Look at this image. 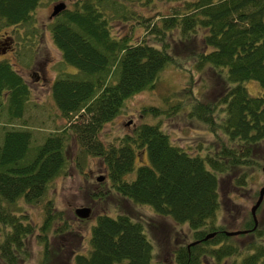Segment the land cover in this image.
<instances>
[{
	"label": "trees",
	"instance_id": "trees-1",
	"mask_svg": "<svg viewBox=\"0 0 264 264\" xmlns=\"http://www.w3.org/2000/svg\"><path fill=\"white\" fill-rule=\"evenodd\" d=\"M121 1L74 0L71 8L65 7L50 23L51 40L63 62L77 70L59 75L50 84L57 110L63 117L77 116L68 129L86 153L102 159L118 195L148 205L154 214L176 224H187L192 241L198 242L189 246L175 243L173 264H264V218L251 231L252 219L244 214L238 229L248 231L235 236L225 235L222 224L214 222L219 207L215 172L234 169L240 172L235 182L243 185L246 173L241 168L258 165L253 156L264 149V0ZM154 1L178 5L146 25L144 36L136 43L111 33L112 22L126 18V4L150 7ZM40 2L0 0V27L28 22ZM144 20L143 16L136 18L142 26ZM182 53L191 59L195 71L209 68L226 85L211 102L194 98L189 111L209 125L218 141L217 150L203 155L187 152L173 145L158 125L146 123L134 127L117 144H103L98 137L102 125L117 115L126 98L150 87L166 64L177 67ZM246 80L257 81L260 94L249 95L241 84ZM28 95L19 72L0 60V112L4 109L7 119L20 118ZM217 105L223 110L219 120ZM64 133H50L31 149L30 131L3 130L0 264L26 261L30 235L42 243L45 258L48 232L54 234L64 226L54 227L60 212L52 211L50 203L38 233L23 211L15 214L11 208L20 209L17 201H37L48 182L64 170ZM140 151L147 163L139 164L134 176L125 180ZM212 231V237L203 239ZM89 233L88 249L75 251L73 264H165L153 261V246L143 224L128 214H100Z\"/></svg>",
	"mask_w": 264,
	"mask_h": 264
},
{
	"label": "rangeland",
	"instance_id": "rangeland-1",
	"mask_svg": "<svg viewBox=\"0 0 264 264\" xmlns=\"http://www.w3.org/2000/svg\"><path fill=\"white\" fill-rule=\"evenodd\" d=\"M60 1L66 8H71L74 0H41L28 22L0 27V46H4L3 49L0 48V60L8 61L29 88L20 118L7 119L5 110H1L0 142L3 130L7 128L30 131L31 149L41 143L46 135L65 132L64 170L48 182L43 195L37 201L31 204L17 201L16 206L20 209L11 207L15 214L23 211L34 223V233H38L45 206L50 203L52 211L60 212L59 219L53 222L54 227L64 226L54 234L48 232L49 253L45 258L42 254V243L34 235H30L27 240L29 258L19 264H73V253L86 252L89 247V229L96 217L100 214L114 216L116 213L128 214L143 224L144 233L153 246V261L173 264L171 249L174 244H186L192 240L187 224H176L168 217L154 214L150 206L133 203L118 195L111 187L102 159L86 153L68 129L70 123L77 120V116L63 117L52 100V80L59 75L77 71L63 62L59 50L51 40L49 25L57 19L56 16L50 18L51 7ZM154 2L155 5L150 7H144L141 3L126 4V18L112 22L111 33L115 37H125L129 43H136L144 36L146 25L156 22L160 13L169 14L170 6L178 5L177 2ZM141 16L146 18L143 26L136 22V18ZM180 55L177 57V67L166 64L150 87L126 98L117 115L102 125L98 137L103 144H117L121 137L130 134L134 127L146 123L158 125L160 130L167 133L173 145H178L187 152L203 155L212 154L217 150L218 141L210 132L209 125L191 116L189 111L194 98L203 103L211 102L221 95L226 85L220 82L213 70L204 68L197 72L193 69L191 59L183 53ZM241 84L249 95L260 94L257 81L246 80ZM222 111L217 105L216 120L220 119ZM217 134L222 137L218 129ZM136 154L132 170L123 177L125 180L134 176L139 164L147 163L143 151ZM253 158L258 165L254 163L241 168V171L246 173L243 185L235 182V177L240 172L235 173L234 169L215 172L218 178L219 208L215 212L214 222L222 224L225 230L240 227L244 214H249V208L264 182L260 171L264 149L256 152ZM97 177L100 180H97ZM80 206L90 208L89 216L85 219L77 218L74 214V209ZM255 215L257 222L264 218V196ZM71 233L77 234V237L69 236ZM234 240L239 242L245 239Z\"/></svg>",
	"mask_w": 264,
	"mask_h": 264
},
{
	"label": "water",
	"instance_id": "water-1",
	"mask_svg": "<svg viewBox=\"0 0 264 264\" xmlns=\"http://www.w3.org/2000/svg\"><path fill=\"white\" fill-rule=\"evenodd\" d=\"M64 8H65V5L63 2H61V1L56 2L51 7L50 17L57 15ZM126 124H128V123H126ZM260 170H261L262 175L264 176V159L262 160ZM96 179L100 180L99 177H97ZM263 195H264V182L259 187L258 192H257V197H256L255 201L253 202V204L249 208V214H250L252 222H253V227L251 228V230L254 229L257 225V221H256V217H255V211H256L257 207L259 206V204L261 203ZM89 212H90V209L87 206H80V207H76L74 209L75 216L77 218H80V219L87 218L89 216ZM246 231L247 230L224 231V234L227 236H232V235L245 233ZM213 235H214V232H210V233L206 234L203 237V239L210 238ZM195 242H197V241H192L189 244L191 245V244H194Z\"/></svg>",
	"mask_w": 264,
	"mask_h": 264
},
{
	"label": "flooded vegetation",
	"instance_id": "flooded-vegetation-1",
	"mask_svg": "<svg viewBox=\"0 0 264 264\" xmlns=\"http://www.w3.org/2000/svg\"><path fill=\"white\" fill-rule=\"evenodd\" d=\"M7 43V42H6ZM0 45H1V42H0ZM4 46H0L1 49H3Z\"/></svg>",
	"mask_w": 264,
	"mask_h": 264
}]
</instances>
